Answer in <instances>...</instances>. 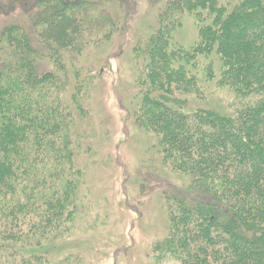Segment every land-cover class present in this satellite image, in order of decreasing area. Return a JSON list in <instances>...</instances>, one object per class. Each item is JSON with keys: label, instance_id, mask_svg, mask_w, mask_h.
I'll list each match as a JSON object with an SVG mask.
<instances>
[{"label": "trees", "instance_id": "obj_1", "mask_svg": "<svg viewBox=\"0 0 264 264\" xmlns=\"http://www.w3.org/2000/svg\"><path fill=\"white\" fill-rule=\"evenodd\" d=\"M110 5L130 10L128 0H40L32 33H0V264H50L47 247L76 219L92 82L78 67L73 83L66 60L113 34ZM186 12L198 29L188 49L173 43ZM134 52V117L191 176L165 194L166 252L182 264H264V0H166ZM213 88L232 110L187 109Z\"/></svg>", "mask_w": 264, "mask_h": 264}, {"label": "rangeland", "instance_id": "obj_2", "mask_svg": "<svg viewBox=\"0 0 264 264\" xmlns=\"http://www.w3.org/2000/svg\"><path fill=\"white\" fill-rule=\"evenodd\" d=\"M39 1L0 0V33L11 25L33 29ZM128 1L129 12L110 5L118 26L109 38L91 39L82 55L66 60L73 83L78 67L84 68V81L92 82L83 101L92 144L79 160L84 170L76 219L66 236L47 244L50 264H182L164 248L172 231L165 194L186 191L191 176L172 168L159 137L134 117L140 103L134 49L157 28L166 0ZM197 36L194 14L186 12L173 43L188 49ZM189 99L188 110H232L220 89L213 88L204 101L194 94Z\"/></svg>", "mask_w": 264, "mask_h": 264}]
</instances>
